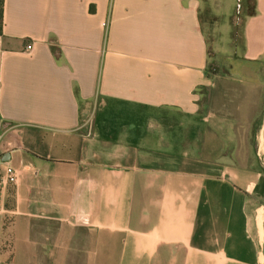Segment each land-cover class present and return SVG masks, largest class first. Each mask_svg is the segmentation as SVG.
Wrapping results in <instances>:
<instances>
[{
  "label": "crops",
  "instance_id": "0c3cea01",
  "mask_svg": "<svg viewBox=\"0 0 264 264\" xmlns=\"http://www.w3.org/2000/svg\"><path fill=\"white\" fill-rule=\"evenodd\" d=\"M255 9L5 0L0 264H264Z\"/></svg>",
  "mask_w": 264,
  "mask_h": 264
},
{
  "label": "trees",
  "instance_id": "16d2710c",
  "mask_svg": "<svg viewBox=\"0 0 264 264\" xmlns=\"http://www.w3.org/2000/svg\"><path fill=\"white\" fill-rule=\"evenodd\" d=\"M4 3L5 0H0V36L3 35L4 29ZM256 13L255 0H245V16L251 17ZM209 70L213 74L217 73V70H213L209 67Z\"/></svg>",
  "mask_w": 264,
  "mask_h": 264
},
{
  "label": "built area",
  "instance_id": "2783aa9c",
  "mask_svg": "<svg viewBox=\"0 0 264 264\" xmlns=\"http://www.w3.org/2000/svg\"><path fill=\"white\" fill-rule=\"evenodd\" d=\"M27 50H30V47H27ZM264 131V130H263ZM260 133L258 139H257V146H258V151L263 152L264 150V133ZM263 148V149H262ZM4 179L9 183V184H16L18 176L16 170L12 166H8L6 169V174Z\"/></svg>",
  "mask_w": 264,
  "mask_h": 264
},
{
  "label": "water",
  "instance_id": "95a60500",
  "mask_svg": "<svg viewBox=\"0 0 264 264\" xmlns=\"http://www.w3.org/2000/svg\"><path fill=\"white\" fill-rule=\"evenodd\" d=\"M9 160V155H6L4 157H2L1 161L2 162H7Z\"/></svg>",
  "mask_w": 264,
  "mask_h": 264
},
{
  "label": "rangeland",
  "instance_id": "374dc122",
  "mask_svg": "<svg viewBox=\"0 0 264 264\" xmlns=\"http://www.w3.org/2000/svg\"><path fill=\"white\" fill-rule=\"evenodd\" d=\"M211 69H214L213 67L210 66Z\"/></svg>",
  "mask_w": 264,
  "mask_h": 264
}]
</instances>
